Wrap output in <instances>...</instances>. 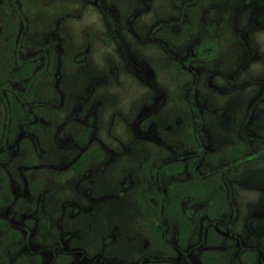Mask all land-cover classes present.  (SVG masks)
<instances>
[{
	"label": "flooded vegetation",
	"instance_id": "1",
	"mask_svg": "<svg viewBox=\"0 0 264 264\" xmlns=\"http://www.w3.org/2000/svg\"><path fill=\"white\" fill-rule=\"evenodd\" d=\"M78 2L0 0V264H264V76L239 80L261 57L249 34L264 29V8L243 25L250 0L231 13L216 10L220 0H170L139 31L140 15L163 0H139L124 19L115 1ZM86 6L99 14L97 45L120 56L99 70L92 41L69 37L68 18ZM235 46L241 59L227 70ZM146 49L191 77L183 113L161 127L149 117L167 94ZM119 72L152 94L123 136L113 114L100 124L99 89L112 90ZM251 85L232 120L225 99ZM116 207L137 219V242L119 222L102 227L99 245L85 243L81 221Z\"/></svg>",
	"mask_w": 264,
	"mask_h": 264
},
{
	"label": "rangeland",
	"instance_id": "2",
	"mask_svg": "<svg viewBox=\"0 0 264 264\" xmlns=\"http://www.w3.org/2000/svg\"><path fill=\"white\" fill-rule=\"evenodd\" d=\"M115 1V3L120 7L123 19L126 17V13L135 5L139 3V0H110ZM245 3H249V0H243ZM250 4L246 7L244 15H241L243 18L242 24L245 25L247 20H250V9L254 7H261V10L264 8V0H250ZM170 2V0H163V3L160 7L156 6L155 3L151 10L140 15L139 20L137 21V27L139 31H143V29L149 28L151 23L154 22L155 19L160 17V10L163 8L169 7L166 3ZM169 4V3H168ZM242 4V0H220L216 10L218 12L221 11H233V8ZM76 5L78 8H81L82 3L76 0ZM210 5L207 3L205 6ZM165 14L169 12L168 9H163ZM228 13V12H227ZM68 18V31L69 37L79 40V41H92V52L90 54V60L92 62L93 68L95 70L103 69L105 67V62L107 59L111 58L118 62L119 54L112 49H102L97 45L96 41L98 40L97 32L101 29V25L99 23V14L97 11L91 9L90 7H85L83 11L79 13V16L73 14ZM231 22V19H229ZM144 26H146L144 28ZM125 37L129 39V41H134L133 36L124 32ZM251 41H253V45L258 53H260V58L253 59L248 66L241 73L239 80L241 79H253L256 76H264V29H252L249 34ZM134 47V44L132 45ZM113 47V46H111ZM135 48V47H134ZM146 52L149 56L150 62L154 67L156 72V76L162 86L166 90V106H163L157 113L152 114L149 119L159 121V126H163L165 120L173 117L175 111L182 114L180 112L182 108L187 105L186 98V89L190 82V74L187 70H184L183 67L179 66L177 63L174 64L169 61V59H165L161 56V54L157 53V49L148 50ZM241 59L240 48L235 46L233 49H229L226 51V57L224 62L222 63L225 66V69L231 70L234 69L239 60ZM120 81L115 84L112 90L107 89L106 87H102L99 89V93H102L103 98V106L100 109V124L103 128L109 125V116L114 115V120L112 123V129L114 133L123 136L130 134L129 127L127 128V123L125 120L130 121L136 114L138 110V106L142 101H147L151 98V90L138 82L133 76L127 73L119 72ZM218 82L222 79L217 77ZM258 86H246L242 88L240 92H235L231 96H228L225 100L227 104L231 107V118L232 120H238L241 116L242 109L249 107V101L252 98L253 91L256 90ZM221 95L212 93V96L208 97V100L213 102H217ZM151 100V99H150ZM150 102V101H149ZM261 105V104H260ZM262 112V123H264V110ZM214 115L205 114V123L212 127L213 129L221 128L225 130L226 128L220 123H216ZM183 121L185 119V115H182ZM220 119H222L220 117ZM223 120V119H222ZM127 124V125H126ZM187 124V123H186ZM186 124L181 127L184 128ZM184 130H180L178 132H182ZM148 152H152L154 150L153 146H148L146 148ZM264 175V169L262 170ZM252 196V195H251ZM262 201V200H261ZM264 201V200H263ZM264 207V205H263ZM94 216V221L90 224V226L83 223L84 219L81 221V226L85 230L84 240L85 243H91L94 245H99L102 241V231L104 226H110L113 223H122L123 231H129L133 237V240L130 242H137L136 237L140 236L141 230L138 228L137 219L135 217L127 218L123 214V209L120 207H116L115 210H102L99 212V216ZM90 222L91 220L88 219ZM117 221V222H115ZM87 234V235H86ZM138 239V238H137ZM122 242L121 237L118 239L115 245H120ZM122 250V249H120ZM127 250V249H124ZM127 255V252L124 253Z\"/></svg>",
	"mask_w": 264,
	"mask_h": 264
}]
</instances>
